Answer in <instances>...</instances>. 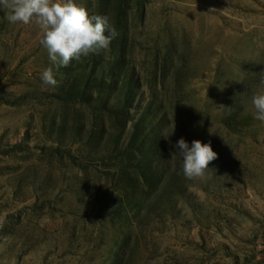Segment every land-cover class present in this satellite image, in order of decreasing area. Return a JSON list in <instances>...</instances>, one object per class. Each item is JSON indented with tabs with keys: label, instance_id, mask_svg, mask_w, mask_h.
<instances>
[{
	"label": "rangeland",
	"instance_id": "obj_1",
	"mask_svg": "<svg viewBox=\"0 0 264 264\" xmlns=\"http://www.w3.org/2000/svg\"><path fill=\"white\" fill-rule=\"evenodd\" d=\"M76 2L118 35L68 67L0 11V264H264V0Z\"/></svg>",
	"mask_w": 264,
	"mask_h": 264
},
{
	"label": "clouds",
	"instance_id": "obj_2",
	"mask_svg": "<svg viewBox=\"0 0 264 264\" xmlns=\"http://www.w3.org/2000/svg\"><path fill=\"white\" fill-rule=\"evenodd\" d=\"M0 11H5V18L11 24L38 26L39 44L46 49L51 65L56 68L100 54L118 35L108 15L90 14L76 0H0ZM41 80L45 86H58L51 66L42 72ZM261 83L264 84V76ZM252 103L254 118L264 123V92L254 95ZM174 147L182 157V172L187 179L204 176L210 163L218 159L210 142L197 139L190 146L180 138Z\"/></svg>",
	"mask_w": 264,
	"mask_h": 264
}]
</instances>
